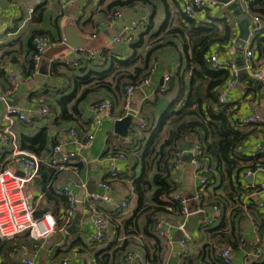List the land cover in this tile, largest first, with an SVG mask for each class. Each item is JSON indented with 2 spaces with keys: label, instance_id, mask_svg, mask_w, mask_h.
<instances>
[{
  "label": "crops",
  "instance_id": "0c3cea01",
  "mask_svg": "<svg viewBox=\"0 0 264 264\" xmlns=\"http://www.w3.org/2000/svg\"><path fill=\"white\" fill-rule=\"evenodd\" d=\"M31 7L33 12L29 11ZM118 10L122 11L121 17L115 15ZM215 16L227 17L232 23L238 45L240 20L236 11L231 12L228 6L203 10L195 18V26L211 28ZM133 20L143 25L135 40L114 41L113 37ZM68 27H71L75 40L83 43L82 47L105 49L108 60L104 63L88 60L79 67L68 64L67 58H71V51L75 49L64 41ZM248 27L252 28L250 20ZM189 28L180 0H75L65 10L60 8L59 0H0V90L11 85V76H16L18 82L16 91L6 102L0 103V170L7 166L16 167L17 153L32 152L22 148V144H27L29 137L46 129L50 139L48 149L42 154L38 176L26 185V193L35 210L34 216L37 210L47 209L45 216L51 215L56 223L54 230L36 242L35 247L28 232L11 240L0 239V264H21L19 255L11 254L12 249L20 244L34 248L31 252L36 264H62L64 258L74 264H98V257L104 255L109 256V264H126L127 251L134 252L133 264H223L216 257L217 248L236 239L238 244L244 240V245L235 248L234 264H264V259L251 263L247 260L248 253L258 248L264 251V206H258V202L264 200V191L260 189L264 183V152L258 150V146L264 145V122L240 124V119L249 114L259 113L264 118V83L257 85L246 71L242 70L227 102L228 111L232 112L230 118L233 117L240 130L247 134L237 150L249 156V159L240 161L243 168L234 172L230 182L224 179L222 172L209 165V173L214 172L218 182L215 179V183L210 181L201 186L191 163V154L186 151L180 170H170V175L189 197L191 214H183L179 205L168 197L164 199V209L157 210L160 205L153 201L151 194L139 209L134 182L141 167L136 164L138 152L133 148L134 143L138 144L139 139L149 136L160 115L179 92L181 82L190 85L192 69L186 59L183 63V53L178 61L154 58L151 61L155 68L150 74L151 81L137 89L129 109L123 105L124 85L118 89L117 79L134 66H143L144 54L165 31L174 29L181 35V30ZM37 34L47 35L52 45L48 46L35 68L33 38ZM141 39V46L136 48ZM220 50L217 44H213L210 54ZM135 53L139 56L135 64L128 67L119 64ZM238 57L237 50L231 59L239 66ZM173 65L177 67L176 77L171 69L168 70ZM104 71H110V74L99 79L98 74ZM149 71H146L147 75ZM168 72L173 75L171 89L174 92L169 93L171 89L159 92L163 76ZM120 82L127 81L122 79ZM107 83L111 88L104 85ZM102 99L112 100L113 107L97 129L94 140L87 145L85 137L94 128L88 104ZM41 101L47 102L51 108L45 116L38 114L37 104ZM8 105L27 110L34 116V122L14 121L9 124L5 119ZM128 114L133 115V122L129 135L122 137L115 132V122ZM142 120L146 123L144 128L139 127ZM73 124L79 131L77 140L69 134ZM191 138L187 137L182 146L188 148L197 141L195 137ZM61 140L66 142L65 151L74 150L78 154L65 164L53 162L50 158L53 147ZM117 151H124L126 157L115 158L113 155ZM254 164L263 169H256L254 174L245 177L244 169ZM50 169L57 170L53 180L46 177ZM114 171L118 176L111 175ZM18 173L22 175L19 170ZM103 182L110 184L109 190L101 186ZM64 186H69L79 201L78 211L69 221L65 219L68 205L63 198ZM92 193L111 196L110 202H94L108 221L103 243L92 239L95 227L84 212V203ZM125 200L127 208L115 209L116 203ZM214 206H219L221 212L216 213ZM156 218L164 220L162 229L170 232V238L158 235ZM45 226L43 221L39 222L40 229ZM184 238L186 243L183 245L181 240ZM61 242H64L63 247L59 246ZM245 246H249L250 251L245 250Z\"/></svg>",
  "mask_w": 264,
  "mask_h": 264
},
{
  "label": "built area",
  "instance_id": "2783aa9c",
  "mask_svg": "<svg viewBox=\"0 0 264 264\" xmlns=\"http://www.w3.org/2000/svg\"><path fill=\"white\" fill-rule=\"evenodd\" d=\"M182 3V9L185 15L189 18H197L199 14L208 8H216L219 6H229L232 3L237 4L236 15L243 14L252 23V28L248 39L244 43L243 51V64L238 66L231 57L237 52V42L232 41L224 51L220 50L215 53H211L207 61L214 67H227L230 71V76L226 83L221 86L218 93V100L220 103L228 102V94L240 80L241 72L246 71L252 75L255 80L264 83V58H259L254 47L252 46V40L260 33H264V20L258 14H252L250 11V2L253 0H232L228 4H224L219 0H180ZM75 0H59L60 8L65 10ZM30 12L34 11V8L29 9ZM235 11V10H234ZM115 15L121 17L122 11L118 10ZM142 24L138 20H133L129 26H126L123 31L113 37L114 41L132 42L135 40V36L138 30L142 28ZM65 41V39H64ZM34 52L33 60L35 68L38 66V62L42 59L48 46L52 45L50 38L45 34H37L33 38ZM108 52L105 49H94L88 47H77L71 51V58H67L68 64L79 67L82 63L88 60L99 63L108 60ZM154 66L150 68L148 75L140 82H131L124 86V102L125 109H129L130 101L133 98L138 88L147 85L151 81L150 74L154 71ZM171 73H165L163 76V84L158 89L159 92H166L171 88ZM11 85L3 90H0V103L6 102L9 96L16 91L18 87L17 77L11 76ZM38 114L45 116L50 113L51 108L45 101H41L38 104ZM113 102L110 99H102L99 101L91 102L88 104V112L93 124V130L85 137V142L89 145L95 138L96 131L103 124L104 119L110 115ZM5 119L12 124L14 121H21L26 124L34 122V116L27 110H24L18 105H8L5 112ZM264 118L259 113L249 114L243 116L240 119L242 125H259L263 124ZM140 128L146 127V123L142 120L139 123ZM69 134L74 138H79V131L73 124L70 126ZM66 142L61 140L52 149L50 158L54 161H59L62 164L67 163L70 159L77 157V152L74 150L65 151ZM258 150L264 152V145L258 146ZM189 151L191 154V163L194 167L195 175L201 186L209 183V162L204 157L202 146L197 140L192 143L188 148L178 146L172 153L168 160V167L171 171H179L182 164L183 154ZM60 157H58V155ZM115 158H125L126 153L124 151H117L113 155ZM42 156L33 152L20 151L17 153L16 167L7 166L0 170V238L3 240H11L16 238L19 234L28 232L29 236L35 241L33 247L37 246L39 240H42L50 234L56 227L55 221L53 223L48 222V215L44 216L42 221L46 225L44 229H40L39 220L34 216V208L31 206L29 198L26 193V185L28 182L35 179L40 172V164ZM51 159V160H52ZM257 170L263 169L262 166H258ZM21 171L22 175L18 173ZM256 170L250 168L244 170V176H250L254 174ZM113 177L118 176V172L114 171L111 174ZM111 176V177H112ZM101 186L107 190L110 189V184L107 182L101 183ZM261 191H264V183L260 185ZM63 193L65 194L68 206L66 209L65 219L71 220L78 211V199L69 186H64ZM200 198L199 195H197ZM169 200L177 203L181 207L183 214H191L192 209L190 205V199L185 194L184 190L175 184L173 192L168 197ZM96 201L110 202L111 196L108 193L97 194L92 193L88 196V200L84 203V212L90 221L94 224L95 230L93 232L92 239L97 243H103L106 240V233L108 228V221L105 218L101 210L94 205ZM128 202L122 201L116 203L115 209L122 210L127 208ZM259 207L264 206V200L258 202ZM214 211L220 213V207L214 206ZM163 219L157 220V231L161 237L170 238V232L162 229ZM207 222V221H206ZM181 243L184 245L186 239H182ZM244 245V240H241V244ZM60 247L64 246V242L59 244ZM27 244H20L12 249L11 254H18L21 264H36L34 258H32V250ZM234 247L230 244H224L217 248L216 257L219 258L223 264H234ZM134 252L127 251L125 256L126 264H133L132 257ZM264 259V251L262 248L256 249L254 252L247 254L248 262H256ZM62 264H74L69 258H64ZM84 264V263H77ZM141 264H153L142 262Z\"/></svg>",
  "mask_w": 264,
  "mask_h": 264
},
{
  "label": "trees",
  "instance_id": "16d2710c",
  "mask_svg": "<svg viewBox=\"0 0 264 264\" xmlns=\"http://www.w3.org/2000/svg\"><path fill=\"white\" fill-rule=\"evenodd\" d=\"M250 11L252 14L260 15L264 20V0L251 1ZM231 12H234V10H231ZM185 19L190 26L187 29V37H184V51L187 52L185 59L192 69L190 85L187 86L184 81L181 82L179 92L160 115L149 136L139 139L138 144L134 143L133 146L138 152L136 164L141 167V172L134 182L135 190L139 195V209L143 208L149 194H151L153 201L160 205L157 206V210L164 209L162 207L164 199L169 197L175 188V182L171 178L168 167L169 157L178 146H182L190 133L197 135L204 157L208 160L209 165L211 167L215 166L217 170L222 172L224 179L230 182H232L234 172L243 168L240 167V161L249 159V156L237 152L239 145L246 139L247 134L240 130L236 125L237 121L232 119L233 117L230 118L232 112L228 111V103H220L218 100L219 89L228 80L230 71L227 67L216 68L207 61L213 44H217L224 51L236 39L232 23L227 17L215 16L213 17L212 27L207 28V26L196 27L195 19L189 18L187 15H185ZM181 31L185 36V32ZM142 42V39L139 40L136 43V48H139ZM162 45L155 44L149 50L150 52L144 58L142 57L143 66L136 65L134 69L120 75L117 79L118 89L121 85L125 86L131 82L136 83L144 75L146 76V71L152 67L150 62L154 59L152 56L155 49H160ZM252 46L259 58L264 57V33H260L253 38ZM138 58L139 56L135 53L129 59L120 61L119 64L128 67L135 64L139 60ZM109 74L110 71H104L99 73L98 76L99 79H104ZM122 79L127 82L121 84ZM104 85L109 86L110 84ZM177 107L179 108L176 109ZM194 115L198 118L183 120L186 116ZM165 131L167 133L166 137L163 136ZM49 140L48 131L41 129L34 136L29 137L27 139L28 143H23L22 148L29 149L42 156L43 152L48 149ZM255 167L257 168L258 164L248 166L245 169L256 170ZM50 170L46 177L53 180L57 170ZM214 177L213 173H209V182H212ZM63 198L68 205L65 194ZM179 210H181L180 206ZM227 244L232 245L234 249L240 247L238 239ZM98 258V264H109V256L104 255Z\"/></svg>",
  "mask_w": 264,
  "mask_h": 264
},
{
  "label": "water",
  "instance_id": "95a60500",
  "mask_svg": "<svg viewBox=\"0 0 264 264\" xmlns=\"http://www.w3.org/2000/svg\"><path fill=\"white\" fill-rule=\"evenodd\" d=\"M220 2L224 3V4H228L230 3V1L232 0H219ZM231 10H235L237 9V4L236 3H232L228 6ZM238 20H240V41L238 43V53H239V65L241 66L243 64V51H244V43L245 41L248 39L249 33H250V29L248 27L249 24V19L244 16L243 14H239L238 15ZM71 27H68L66 30V39L65 42L66 44H68L70 47L73 48H77V47H82L83 43L81 42H77L75 40V37L73 36L72 30H70ZM254 81L257 83V85H263L262 82L255 80ZM133 122V115L132 114H128L118 120H116L115 122V132L119 135H121L122 137H127L129 135L130 132V126ZM47 209H40L37 210L35 212V218L38 219L40 222H42V219L45 216V213H47ZM245 250L250 251L249 246H245L244 247Z\"/></svg>",
  "mask_w": 264,
  "mask_h": 264
},
{
  "label": "rangeland",
  "instance_id": "374dc122",
  "mask_svg": "<svg viewBox=\"0 0 264 264\" xmlns=\"http://www.w3.org/2000/svg\"><path fill=\"white\" fill-rule=\"evenodd\" d=\"M183 31L185 32V35L186 34L188 35L187 29H185ZM178 40H179V44H178ZM158 42L156 44H163V45H162V47L160 49H155V51L153 53V56H152L155 59H159L158 57H162L164 59H168V61L169 60H172V61L177 60L178 61L180 59V56H182V53H183V56H184V54L187 53V52L184 51V36H183V33L180 35L174 29H170L168 31H165V33L163 35H160V40ZM168 45H169V47H167ZM164 47H167V48L161 50ZM148 52H150V51H146V53L144 55L146 56V54ZM183 56H182V60L184 59L183 63H185V58H183ZM150 64H151V62H150ZM168 68H169L168 70L171 69L172 73L174 72V76L176 77L177 76V73H176L177 67L175 65H173V67H168ZM175 77H173V80H174ZM176 84L178 85V83H176ZM173 92H174L173 89H171L169 91V93H173ZM197 118L198 117L195 116V115L194 116H186V117L183 118V120H185V119L186 120H194V119H197ZM166 136H167V133H166L165 137ZM187 137L189 139H192L191 137H196V140H198L197 135H195L194 133H190ZM214 168H215V166H214ZM219 174H221V173H219ZM215 179L218 182V179L216 177H214L212 183L213 182L215 183Z\"/></svg>",
  "mask_w": 264,
  "mask_h": 264
},
{
  "label": "bare ground",
  "instance_id": "6f19581e",
  "mask_svg": "<svg viewBox=\"0 0 264 264\" xmlns=\"http://www.w3.org/2000/svg\"><path fill=\"white\" fill-rule=\"evenodd\" d=\"M53 217L51 215H48V222L53 223ZM42 229V228H41Z\"/></svg>",
  "mask_w": 264,
  "mask_h": 264
}]
</instances>
